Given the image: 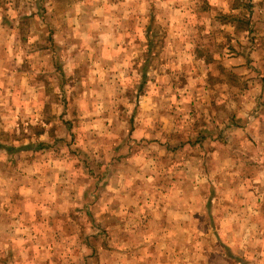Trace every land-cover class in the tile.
Wrapping results in <instances>:
<instances>
[{
	"label": "rangeland",
	"instance_id": "obj_1",
	"mask_svg": "<svg viewBox=\"0 0 264 264\" xmlns=\"http://www.w3.org/2000/svg\"><path fill=\"white\" fill-rule=\"evenodd\" d=\"M41 202L51 264H264V0H0V264Z\"/></svg>",
	"mask_w": 264,
	"mask_h": 264
},
{
	"label": "crops",
	"instance_id": "obj_2",
	"mask_svg": "<svg viewBox=\"0 0 264 264\" xmlns=\"http://www.w3.org/2000/svg\"><path fill=\"white\" fill-rule=\"evenodd\" d=\"M230 128L233 129L234 126H230ZM221 140H222V143H221ZM213 142L215 143V147L223 146V139L215 137ZM213 142H210V144H214ZM210 144H209V146H210ZM117 157H119V156H117ZM117 157L115 159L116 161H113V162H115L117 164L116 168L114 169V171H116L117 174L116 173L110 174V177L108 178V184H109L110 187L109 188L107 187L108 191H110V192H109V194H106V195L110 196V198H109L110 201H114V202L117 199H119L118 201L122 200V201L127 202V201H129L131 199L134 200V199H138V198L142 197L140 195L136 196L135 194H131L130 191H127L124 188L121 189V190L116 191V189L112 186V184H115L116 180H119L120 183H128L127 181H129V179L128 180L126 179V175L123 174V169H125V168H124V163H122V162L124 161V159L117 158ZM151 161H152L153 164L155 162V164L157 165V159L155 157H152ZM117 175H119V177ZM42 179L43 178L41 176V180ZM147 179H151V177H148ZM46 181H48L47 178H46ZM45 185H46V183H45ZM90 190L91 189H88L87 193L85 195H83V196L81 195V201L86 202L87 204H93L94 203L92 206L91 205H89V206L87 205L88 206L87 211L94 212L95 211L94 208L96 206L95 201L97 199V194L96 193H92ZM110 193H112V194H110ZM114 193H117V194H114ZM151 193H153V192H150V194ZM150 194H149V196H146V198L152 200V202H153V200H154V198L156 196L155 195H150ZM135 197H138V198H135ZM147 199H145L144 209L142 211L138 212V213H139L140 216H142V215L146 216V217L142 216L141 220H143L144 222L147 221V222H152L153 223V221L156 220V215L159 214V210H156V209L152 208L151 206L147 207L146 206L147 205V202H146ZM92 208H93V210H92ZM157 208H159V207L157 206ZM169 208H170L169 212L172 213V214H175V212L179 209V208H175V207H169ZM79 209H80V207H79ZM159 209H161V211L164 212V210H162V208H159ZM51 210L54 211V212H50L49 213V207L46 205V202L45 203L41 202V204L39 206V209L37 210V214L43 216V219H46L45 221H47V222L44 223V221L42 219L38 218L39 221H40V222L38 221L39 225H36L34 222H31L30 224H26V223L24 224L25 230L29 231V235L26 238V240L23 242V246L25 247V250H27V251H25L24 254L20 253V255L22 256V258L20 259V260H22L20 262V264H26V263L27 264H31V263H33V264H44L47 261L51 264L53 262L54 263L56 262V259L54 258L53 255H55V247L54 246H56L57 243L56 242L55 243L51 242V245H53V247H54V252L50 254L49 251L48 252L45 251V249L47 247V243H46V241L43 240L44 238H40V237L38 238L36 234L33 235V233H35V230L37 229V227H39L40 229H45V227H47V225L50 223V220L47 218L48 214L51 215V216L55 215L56 217L60 216V215L61 216L63 215V210L62 209L60 210L59 208H54V209H51ZM114 210H115V206L111 207V206H107L105 204L103 209L100 208L99 210H97V212H100L98 214L100 216L99 220L102 217L105 218L106 215H108V214L114 213ZM129 211H130V209L128 207H125V208L124 207H120L119 214H121V213L127 214V213H129ZM188 212L189 211L186 208H184L183 209V216L188 215ZM140 213H142V215ZM28 214L32 215V216H37L36 213H35V210H31ZM18 215L19 216H25V212L21 211V212L18 213ZM93 217H95V216H93ZM144 217H145V220H144ZM21 219L19 217V221H21ZM185 219H186V217L183 218V226H185L184 225ZM132 220H135V219H132ZM174 220H176V219H174ZM130 221H131V219H129V220L127 218L125 219L124 228L128 226V223ZM102 224L103 225L108 224L106 219L102 222ZM15 225H16V223H15ZM121 225H122V222H121ZM43 226H44V228H43ZM13 227L14 228H21L19 223H18V226H13ZM172 241L173 240H171V241L167 240L169 245L171 243H173L172 245L175 246V241H173V242ZM75 242H77L76 243V247H72L73 250L70 252L71 255H74V254L77 255V256L78 255H80V256L84 255V253H86V249L84 248V245H82L81 241H79V240H74L73 243L75 244ZM187 243H190V241L188 240ZM121 244L124 245V247H127V240H125V242H123ZM80 245H82V246H80ZM136 245H137V247H139V246H142V247H154L155 246V245H153V242L151 243V242H147V241H140ZM162 245L164 247L165 243L163 242ZM85 247H86V245H85ZM48 250H50V252H51L50 247H48ZM173 254L174 253H172L171 256H170V254L168 255L167 261L160 260V258H156V256H149L151 260L150 259L148 260V258L145 259L144 257H142V258L135 257V262L138 264L139 263L138 260H140V261H142V263H147V264H159V262L170 263V259L172 260V262H174ZM240 257H242V258L241 259H238V258L235 259L234 262L231 263V264H258L257 262H255V263L252 262V257H253V260H256V261H257V257L255 255L251 257V253L250 252L242 254V256H240ZM84 258H85L84 256L83 257L81 256L80 258H78V261H83ZM73 259L76 260L77 257H73Z\"/></svg>",
	"mask_w": 264,
	"mask_h": 264
}]
</instances>
